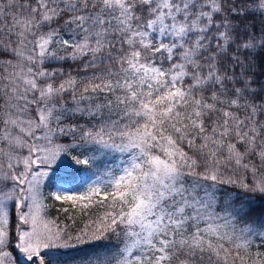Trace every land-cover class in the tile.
I'll list each match as a JSON object with an SVG mask.
<instances>
[{"label":"snow or ice","instance_id":"1","mask_svg":"<svg viewBox=\"0 0 264 264\" xmlns=\"http://www.w3.org/2000/svg\"><path fill=\"white\" fill-rule=\"evenodd\" d=\"M0 264H264V0H0Z\"/></svg>","mask_w":264,"mask_h":264},{"label":"trees","instance_id":"2","mask_svg":"<svg viewBox=\"0 0 264 264\" xmlns=\"http://www.w3.org/2000/svg\"><path fill=\"white\" fill-rule=\"evenodd\" d=\"M57 215H59L60 218H61V220H63V218H64V217H63V214L56 213L55 210H52V216L55 217V216H57Z\"/></svg>","mask_w":264,"mask_h":264},{"label":"rangeland","instance_id":"3","mask_svg":"<svg viewBox=\"0 0 264 264\" xmlns=\"http://www.w3.org/2000/svg\"><path fill=\"white\" fill-rule=\"evenodd\" d=\"M95 171V170H94ZM100 175L102 176L103 175V167L101 168V170H100ZM96 178V176H93L92 177V179H95Z\"/></svg>","mask_w":264,"mask_h":264}]
</instances>
